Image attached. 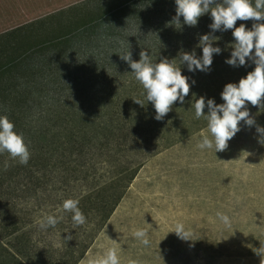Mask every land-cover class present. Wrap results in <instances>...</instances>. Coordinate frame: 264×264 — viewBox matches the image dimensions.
Wrapping results in <instances>:
<instances>
[{
    "label": "trees",
    "instance_id": "1",
    "mask_svg": "<svg viewBox=\"0 0 264 264\" xmlns=\"http://www.w3.org/2000/svg\"><path fill=\"white\" fill-rule=\"evenodd\" d=\"M175 9V0H81L0 36L11 37L0 43V115L14 124L31 154L26 165L0 154V264H78L88 248L87 224L73 227L67 212L54 229L42 231L37 221L59 215L66 199L79 200L83 212L81 203L90 198L96 212L102 211L101 229L123 195L117 191L130 184L149 156L207 129L203 117L194 119L195 99L222 104L225 85L238 84L254 70L251 61L238 67L225 63L235 42L228 30L213 33L219 39L212 46L221 53L213 55L210 70L189 72L179 64V54L195 51L202 57L196 46L211 32L212 19L206 13L190 27L181 17L177 25ZM241 23L251 29L253 21L235 26ZM16 36L26 37L30 50ZM142 50L154 64L177 60L189 78L185 103H174L161 121L120 58L130 51L139 61ZM247 107L264 127V109ZM105 181L114 190L110 206L99 187ZM81 191L87 197L82 199ZM67 235L72 240L64 241Z\"/></svg>",
    "mask_w": 264,
    "mask_h": 264
},
{
    "label": "rangeland",
    "instance_id": "2",
    "mask_svg": "<svg viewBox=\"0 0 264 264\" xmlns=\"http://www.w3.org/2000/svg\"><path fill=\"white\" fill-rule=\"evenodd\" d=\"M79 1L0 0V36ZM16 37L30 50L26 37ZM248 111L262 127L257 114ZM238 127L223 152L196 147L205 129L149 156L130 184L117 191L123 195L101 229L97 217L102 211L96 212L90 198L83 201L88 248L81 259L96 260L115 248L120 264H260L255 250L264 242V145L255 126L242 121ZM111 186V181L99 183L109 206ZM218 212L230 217L231 227L218 221ZM177 222L193 233L192 240L171 232ZM136 229L148 232L149 246L133 237Z\"/></svg>",
    "mask_w": 264,
    "mask_h": 264
},
{
    "label": "clouds",
    "instance_id": "3",
    "mask_svg": "<svg viewBox=\"0 0 264 264\" xmlns=\"http://www.w3.org/2000/svg\"><path fill=\"white\" fill-rule=\"evenodd\" d=\"M176 15L173 23L180 25L181 17L183 23L194 27L200 17L210 13L212 23L209 25L211 32L199 37L196 47L202 49V57L197 58L195 51L192 53L181 52L179 54V64H186L189 72H208L213 63V55L220 54L219 47H213V41L218 40L213 33L216 31L232 30L234 43L231 45L232 52L226 64L234 67L245 66L246 61H251L255 68L249 72L245 78H241L237 83H228L221 93L222 104L217 105L213 99L205 101L201 96L195 99L191 108L194 109V119L203 117L207 121V134L201 135V139L196 147L203 150H211L215 153L223 152L228 147V141L241 130L238 125L243 121L248 127L255 126L259 134L258 142L264 145V127L255 124V119L250 115L247 105L264 109V0H175ZM214 5V6H213ZM253 21L252 28L246 29L241 23L236 27L237 21ZM121 60L126 62L131 74L144 90V99L150 102L155 110L154 119L161 121L172 110V106L177 101L185 103V97L189 95L190 84L188 77L182 75L180 67L175 61L161 59L159 63H152L147 51H140L139 61L132 59V54L127 51L120 55ZM193 84L195 81L192 82ZM134 103L143 106V101L132 99ZM208 109L207 114L204 113ZM14 124L10 122L6 115H0V154L7 153L12 159L18 160L19 164L26 165L30 159L28 146L24 142L23 136L14 131ZM250 155V153H247ZM79 200L66 199L58 209L59 215L46 214L37 221L38 227L42 231L55 228L63 219V213H71L73 227L84 225L85 215L78 207ZM218 221L225 227H231V219L228 215L218 212ZM183 240H192L193 233L185 228L183 223L177 222L172 231ZM133 237L143 246L147 247L151 241L145 229H136L132 233ZM64 241L72 240L71 235H67ZM115 244V241H112ZM60 247V244L56 245ZM261 257L260 264H264V242H260V247L255 250ZM80 264H120L115 248H109L105 254L96 260L87 256L81 259ZM129 264H137L130 261Z\"/></svg>",
    "mask_w": 264,
    "mask_h": 264
}]
</instances>
